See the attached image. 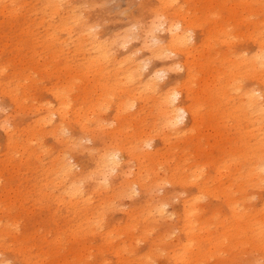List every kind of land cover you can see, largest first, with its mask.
Here are the masks:
<instances>
[{
	"label": "rangeland",
	"instance_id": "obj_1",
	"mask_svg": "<svg viewBox=\"0 0 264 264\" xmlns=\"http://www.w3.org/2000/svg\"><path fill=\"white\" fill-rule=\"evenodd\" d=\"M56 1L58 0H0V240L3 238V240L0 241V264H28L30 261L34 264H64L65 262L67 264V261L69 264H118V262H121L122 259L128 264H136V262L138 264V261L142 259L140 254L146 250L151 240L156 238L159 233L164 231L169 232L165 237V240L171 244L176 243L180 238H182L179 231L178 222L181 200L184 198V196L187 197V195L189 196L190 194L194 193L195 187L193 185H191L192 187L189 186L190 184H187L186 186V184L180 185V183L175 182L172 184L169 183V185L168 183H165L163 187L150 188L149 193H147L148 190H139L137 188L131 195V193L128 194L124 189L122 192H126L125 195L122 192H117L118 190L116 187L118 186L120 180L117 179L119 175L116 176V172H113L108 177L109 181L112 180L110 181L109 189H114L115 187L116 193L114 192L115 195H113L112 192H108V194H106L105 189V191L103 189L101 191L99 188H97L95 192V189L93 190V188H96L94 187V179L85 176L89 174L88 172L93 170L98 152H102L104 148H111V146H113V137L116 138V142L121 140L123 137L124 139H128L129 133L131 134L137 129V127L140 129L144 128L146 130V127L148 126L147 124H149V126L147 127L146 131H148V128L150 127L155 128L152 129L153 131H158L160 127L158 125L159 122L157 119H155V112L151 108L153 98L150 100L136 99L134 102L135 105L133 107H129V110L127 109L126 111H123L121 116L119 115L118 119L115 115L116 112L113 101L108 102L107 105L106 103L100 105L101 108H97L95 114L90 115L92 121L88 124L91 131L86 132L87 135L84 134L85 132L80 130L71 114L63 123L65 125L64 128L60 130L63 134L60 133L59 130L56 132H51L50 130L51 128L54 129V126L48 123L45 124L46 126L40 125V118L46 114L47 109L50 107H56V101L53 96L54 90L61 91L62 93L68 95L70 100H74L73 104L75 108L77 105H81L86 108V102H88L90 99H95V96H98L100 93L98 85H101L102 82L107 83L108 81L105 79L106 77H103V74H99V72H93L92 70L89 72H85V70H83V72H85L84 75H76V77L73 79V84L70 86L65 81H63V75L67 76L69 73L75 75L74 70L76 68V64L85 62V58H87V51H89V49L92 47L89 44V41H87L85 45L78 44L77 38L81 32V27L91 26V32L98 33L100 41H102V43L110 49L111 55L115 56L117 59L129 56L136 64L138 63L146 65L144 68L145 70L143 69L146 74L142 72L143 82H145L144 80L147 79V73L150 70L164 71L163 68L170 67L172 64L175 65L178 61L183 62L185 57L184 55L179 54H170L169 56L162 55L165 59L163 61L162 56L152 57L150 54L151 48L153 49L156 47L154 44L155 40H151L150 38L151 34L160 37L162 41L165 40V32L162 29L164 27L163 21L165 20V17L163 15L156 16L152 11L153 7H158V0H62L59 2V9L53 7ZM173 5L174 7H177L178 10H180L182 16L185 15L187 20L193 24L191 32L193 31L192 34L194 38L190 42L189 47L194 51L197 49L195 52H193V55H195V58L193 59L194 63L202 68V65H206L207 61L210 62L209 69H205V67H208L206 65L204 66V71L200 70L202 73L199 75L200 80H208L214 72L213 68H217L219 71H222L224 74H226V69L222 67V62L227 65L226 62L228 60L249 58L250 55L255 53L254 51H257L258 42L255 37L258 36L257 32H261L260 30H262L264 33V0H173ZM73 16L79 17L81 22L80 25L71 21V19L70 21L68 20ZM152 21L154 23L152 24L153 27L151 31L146 32L151 26ZM219 29H223V31L227 33L228 37H226L227 35L225 36L224 34H219L220 39L222 37V39L224 38L225 41H223L224 39L220 40L218 36V38L212 40L213 43L210 42L212 43L211 45H201L210 32L215 33ZM248 34H251V36ZM121 36L123 38H121ZM217 39L219 41H216ZM145 40L146 42H144ZM226 40H230V42ZM232 41H236V43H233ZM121 42H123L124 46L121 45ZM236 53L238 55H236ZM148 58L151 59L149 60ZM109 67L111 68L112 66L110 65ZM162 75L163 77L161 79L165 81L161 79L159 81L157 80L158 83L160 82L159 85L161 86V89L166 87L168 84H179L180 81L184 79V70L177 67L174 70L168 72L164 71ZM243 78L245 81H243ZM238 80H241L243 87L259 86L250 74H246L245 77L240 76ZM217 82L220 81L218 80ZM136 84L138 83H134V86ZM192 85L195 89H200L199 85L196 83H193ZM82 87H85L87 90H89L88 97L85 100L82 99L80 93ZM115 93H117V91ZM144 95H146L145 91ZM110 97L109 99L111 100L112 97ZM137 103L139 107L137 106ZM183 103H185V98ZM188 103H190V101H187L185 104ZM141 104L142 106L146 104L147 106L145 105L144 107H148L150 110L147 111L146 109L148 108H141ZM104 106H106V108ZM142 110L144 111L142 112ZM149 111H152L154 114H149ZM147 112L151 117L147 114ZM203 113L205 117L203 123L200 125V127H198V129L194 130V132L192 130L187 131L185 134L186 136L184 135L186 138L184 136H181L182 138H178L174 135L170 136L169 143L171 142L173 145L174 143L178 144H175L176 148H170L171 146L169 144L168 146L167 143L162 142L161 136L157 134V132L154 133L150 129L151 134L154 133L152 138L154 143H152V147H150L151 149H148H159L161 153L164 152L165 154L163 153L164 156L162 155V157H165L166 159L161 158V161L167 160L170 157L168 161L164 162V164H166H163V167L173 164L174 161H187L190 165L196 162H205L207 166V174L214 175L212 161L221 160V157L223 158L224 155L222 153V149H228V142H226L225 136H227V134H234L235 129L232 126V120L225 121V126L222 127L220 125L221 128H219L216 122H209L210 120L207 119L209 117L208 110H204ZM146 115L148 118H146ZM143 116L147 120L143 118ZM135 117H137V119H135ZM54 118L56 117L54 116ZM142 119H144L146 123ZM152 120L153 122L156 120L157 121L156 123L152 124ZM187 120L188 119H185V121H183L181 124L183 127H186V129H188L191 125L189 120L186 122ZM36 122L38 123L36 124ZM98 123L99 125H97ZM3 125L7 126L8 129H3ZM105 125L108 126L106 127ZM122 125L126 127L123 128ZM143 125H145V127ZM211 125H214L217 128L215 129V127ZM118 126L122 129L121 136L118 132H116L119 129ZM229 126L231 128H229ZM117 127L118 129H116ZM9 129L12 131V134H10ZM131 129L133 130L131 131ZM222 130L224 135L220 136L221 134H219L218 131L220 132ZM112 131L114 136L110 137V135H112ZM214 131H217V133ZM123 134H127V136ZM154 135H156V139L154 138ZM72 137H74L73 141L79 139V141L77 140L75 142L81 143L75 144L74 142L73 145ZM64 139L69 140L70 144L69 141H67V143L66 141L61 142ZM197 140H199V148H196L192 144V142H196ZM213 142H216L214 143L216 145H214ZM189 143L192 144L193 147ZM154 145H156L155 148ZM201 145H207L209 147L202 148ZM65 146L71 150L68 151V149H65ZM179 146H181V149ZM177 147L179 148L178 150ZM41 149L42 152H40ZM174 149H176L177 152L174 151ZM193 150L194 152H192ZM28 151H30V153ZM169 151H173V154H169ZM187 151H190V154ZM38 152L41 154H38ZM31 153L37 155L34 156V154L32 155ZM196 153L199 155L197 156ZM186 156H188L189 159ZM211 156L215 159H210ZM183 158L185 160H183ZM50 159H57L59 163H62V159H66L67 162L73 166L72 176H76V178H86H83V180L80 181L81 183H75L76 186L78 185L79 187L80 184L82 185L80 189L83 190L82 196L84 198L87 197L86 195L91 196L88 197L89 202L91 201V206L86 204V208L84 204V207L81 208V205V212H89L88 214L91 213L92 216H95V214L97 215L100 212V218H104H101L102 222H100L107 225H111L112 222L115 225L122 224V219L124 221L128 218L127 216L129 214L126 213H133L132 215L135 214V222H137V224L139 221H142L140 219L144 218V223L140 222V224H138L139 226L137 225L138 227H135V234L132 231V234H134H131L132 239H130L129 236L126 237L124 234L123 237L122 235L114 234V239L116 238V241H114L115 243L117 242L122 244V239L125 241L122 245L125 244L129 247V244L131 243V247L128 248L125 246V250L127 249L129 251L126 250L127 252L125 251L121 255L122 258H118L114 254L113 248L110 246H107L106 248V244H101L102 241L99 233L103 230L97 231L94 233V235H89L88 232V234L84 236L85 238L78 237V240L72 237L71 232L66 231L65 233H57L59 230H65L70 223L76 222V220H78V215L73 213L74 211L72 210L74 207L71 209V206L68 204H65L63 201H61L60 204V202L57 200V195L59 196L60 194L59 197L62 196L67 202V196H64L66 194L63 192V188L64 186H67V184L63 185V182H61V186L58 185L59 183L57 184V181L60 182L62 180L58 174L59 172H56V169H53L54 171L52 170L53 172H56H52L53 174L51 173V170H48L49 168L51 169L50 161H53ZM170 159L172 162L169 161ZM133 163L134 161L131 162L130 160L124 169L131 168L134 170L135 163ZM161 169L160 171H162ZM55 174L58 175V178L55 177ZM52 179H54L55 182ZM223 179L225 180L226 178ZM112 183H116V186ZM253 189H250V192H252L255 197V200H252L254 203H259L260 198L264 195V191L261 188ZM127 194L130 195V197L127 196ZM139 194L141 196H139ZM42 195L47 196L42 197ZM53 195L56 196V199ZM107 195H109L108 197H111L108 198ZM115 196H117L116 199L114 198ZM118 196H120V198H118ZM100 197L102 199L104 197L105 199L108 198V201L106 200L107 204L104 203ZM205 197L206 195L202 199L201 203L204 202L205 204L208 203L211 205L218 203L216 198H212L210 196H207L208 198ZM92 198L94 201L91 200ZM22 199H25L26 202L25 200L22 201ZM114 199L117 202L114 201ZM62 202L65 205H63ZM115 203L118 204L116 205ZM156 203H165L163 205L164 215L159 218L158 216L151 218L152 216H148L149 211L154 206H157ZM110 205L112 206L110 207ZM108 206L110 209L112 208L114 210L111 211ZM115 206L116 208L118 207L117 210H115ZM141 206L144 208L143 213V208ZM88 207L90 208L88 209ZM96 207L99 209L97 210ZM9 209L11 210L8 213ZM94 209H96V212L93 211ZM130 210L131 212H129ZM70 211L74 214V216H72L73 214H71ZM113 211L114 213H112ZM107 212H110L111 214H108ZM145 212H147L148 215H146ZM91 214L89 216H91ZM138 215H142V218ZM141 224L143 225V228L148 226V232H150L149 234L148 232H142L143 228L141 227ZM7 227L13 231L11 232L9 229H7ZM56 235H59V237L61 236L62 238L60 240L61 244L59 242L58 247L56 246L58 243L53 245L51 244V241ZM139 235L143 238L141 239ZM117 240H119L121 243ZM142 243L143 245H141ZM158 245L160 248L151 255L150 261L148 260V262H145L146 264H167L164 252H161L160 254V251L165 246L163 243H159ZM169 247L171 246H166L165 248L169 250ZM131 248L133 250H130ZM49 251L52 252L50 253ZM45 255L46 258H44ZM256 258L258 259V256L254 255V261ZM62 260L63 263H60ZM145 263L143 262L142 264Z\"/></svg>",
	"mask_w": 264,
	"mask_h": 264
},
{
	"label": "bare ground",
	"instance_id": "obj_2",
	"mask_svg": "<svg viewBox=\"0 0 264 264\" xmlns=\"http://www.w3.org/2000/svg\"><path fill=\"white\" fill-rule=\"evenodd\" d=\"M61 1L62 0L56 1L53 7L56 9H59V2ZM158 2H159L158 7L157 8L153 7L152 11L155 13L156 16L163 15L165 17V20L163 21L164 27L162 28L163 31L165 32V36H164L165 40L162 41L160 37L154 34H151L150 38L151 40L152 39L155 40L154 44L156 45V47L153 49L151 48L150 54L152 57H159L162 55L169 56L170 54L184 55L185 60L183 62L178 61L176 62L175 65L172 64L173 66L170 65V67L163 68L165 72L174 70L177 67L184 70V79H182V81H180L179 84H168L166 87L161 89L160 88L161 86L159 85L160 82L158 83L157 80L159 81L163 77L162 73L164 71L163 70H150L147 73V79L144 80L145 82H143L142 72L145 73L143 69L145 68L146 65H142L138 63L136 64L129 56H126L121 59H117L115 56L111 55L110 49L107 48L105 44L102 43V41H100L98 33L91 32V29H92L91 26L81 27L80 29L81 32L79 33L78 38H77L78 44L85 45V43L89 41V44L92 47L89 49V51H87V55H86L87 58H85V62L76 64V68L74 70L75 75H73L72 73H69L67 76L63 75L64 76L63 81H65L70 86L71 84H73V79L76 77V75L77 76H79L78 74L84 75L86 71L89 72L90 70H92L93 72H99V74H103V77H106L105 79H107L108 81L107 83L102 82L101 83L102 86L100 84L98 85V88L100 89V93L98 94V96H95L96 97L95 99H90L88 102H86V105H87L86 108H84L81 105L79 106L77 105V107L75 108L73 104L74 100H70L69 96L62 93L61 91L54 90L53 96L56 101V107H50L49 109H47V112L43 117L41 118L39 117L41 120L40 125L43 126L48 123L54 126V129L51 128L50 130L51 132L52 131L56 132L58 130L60 131L65 126L63 123L71 114L72 118L74 119L75 123H77L80 130L85 132L84 134H86V132L91 131L89 124H88L89 122L92 121L90 115H94L97 108H101L100 105H103L105 103L107 105L108 102L113 101L115 112H116L115 115H116V118L118 119L119 115L121 116L123 111H126L129 107H133L135 105L134 102L136 99H139V100L149 99L150 100L153 98L152 100L153 103L151 105L152 106L151 108L155 112V119H157L159 122V124L157 123L160 126L158 131H155V130L153 131L152 129L154 127L152 128L150 127L148 128L149 130L146 131L147 127L149 126V124H147L148 126L146 127V130L144 128H141V129L138 127L137 129L135 128L136 130H134L131 134L129 133L128 135L129 138L127 137L128 139H124V137L122 136L123 138L119 140L118 142H116L115 140L116 138L113 137L114 139L113 146H111V148L109 147L104 148L102 152H98L93 170L92 171L89 170L90 171L88 172L89 174L85 176V177H91L92 179H94V187L96 188H93V190L95 189V192H96V189L99 188L101 191L102 189L103 190L105 189L106 191L105 190L104 191L106 194H108V192L109 193L112 192L113 195H115L114 192L116 193L115 187L114 189H111V188L109 189L110 181L112 180L109 181V178H108L109 175H111V173L113 172H116L115 173L116 176L119 175L117 179L120 181L118 183V186L116 187L118 190L117 191L118 193L122 192L125 189V191H127L128 194L131 193L132 195L135 192V189L137 188L139 190L141 189L146 190V191L148 190L147 193H149L150 192L149 189L152 187H163L165 183H168L169 185V183L172 184L174 182L180 183V185L186 184V186L187 184H190L189 186L193 185L195 187L194 193L190 194L189 196L186 194L187 197L184 196V198L181 200V208L178 214V222H179V231L181 233L182 238H180L176 243L172 242L173 244H171L165 240V237L168 235L169 232L164 231V232L159 233L156 238L151 240L146 250L140 254V256H142V259L138 261L139 259L136 258L138 259L137 260L138 264H142L143 262L144 263L148 262V260L150 261L151 255L160 248L158 245L159 243H163L165 247L171 246L169 247L170 248L169 250H167L164 247L160 251V254L161 252H164L167 264H264V195L262 194L263 196L260 198L259 203H254L252 199L255 200V197L252 194V192H250V189H253V188L254 189L261 188L264 191V52H263L264 33L262 30H260L261 32H257L258 36L255 38L257 39V42H258L257 44L258 49L257 51H254L255 53L250 55L249 58H242L239 60L238 59L228 60L226 62L227 65L224 62H222L221 64H222V67L226 69V74H224L222 71H219L217 68H213L214 72L208 80H205V79L200 80L199 75L202 74L200 70L204 71L206 68L209 69L210 62L207 61L206 65L208 67H205L204 69V66L206 65H202V68H201L198 65H196V63H194L193 61V59L195 58V55H193L194 54L193 52L197 50L196 49L194 51L192 50V48L189 47L190 42L194 38L192 34L193 31L191 32V28L193 27L192 26L193 24L189 20H187L185 15L184 16L181 15L180 10H178L177 7H174L173 0H158ZM70 19L71 21L76 22L78 25L81 24L79 17L73 16L69 18L68 20L70 21ZM153 23L154 22L152 21L151 26L146 32L151 31L153 27L152 26ZM83 32H85L86 34ZM219 34L220 35L224 34L225 36L227 35V33L223 31V29H219L215 33L210 32L207 35V38L205 39V41L203 40L204 42L203 44L201 43V45H204V44L211 45L213 43L212 40L218 38ZM248 35L251 36V34H248ZM226 37H228V35ZM121 38L123 37L121 36ZM219 39H220V36H219ZM230 40H226V41L230 42ZM216 41H219V40L217 39ZM223 41H225V39ZM144 42H146V40ZM233 43H236V41ZM121 45L124 46L123 42H121ZM236 55L238 54L236 53ZM162 60L163 61L165 60L164 57ZM110 65L112 66L111 68L109 67ZM83 70H85V72H83ZM246 74L252 75V78L258 83L259 86L258 87H243L241 80L239 81L238 79L240 76L245 77ZM164 76H165V73H164ZM218 80L220 82H217ZM243 81H245L244 78H243ZM134 83H138V84L134 86ZM193 83H196L197 85H199L200 89H195L194 86L192 85ZM116 91L117 93H115ZM144 91L146 95H144ZM80 93H81L82 99L85 100L88 97L89 90H87L85 87H82ZM136 96L140 98H137ZM109 97L111 98V100L109 99ZM142 97H145V98H142ZM184 98H185V103H187V101H190V103L188 104L183 103ZM145 101L143 102L146 103ZM137 106H138V103H137ZM144 106H142L141 108H145ZM104 107L106 108V106ZM146 110L148 111L150 109L148 108ZM146 110H145V113H146ZM204 110H208L209 112V117L207 118L208 120H210L209 122H214V123L216 122L217 126L221 128V126L222 127L225 126L226 124L225 121L232 120L233 121L232 126L235 129L234 134H227V136H225L226 142H228V146H227L228 149L227 148L226 150L225 148L222 149V153L224 155V156L222 155L223 158L221 157L220 158L221 160H216V161L211 160L213 162L212 166L214 168V175L207 174L208 173L207 168H206L207 166L204 161H203L204 163L196 162V163H192V165H190L189 162L187 161H183V162L174 161L173 164H169L166 167H163L166 164V163L164 164V162L168 161L170 157L168 158V154H167L168 159L161 161V158H163L162 155L164 152L161 153L159 149L149 150L151 149L150 147H152V143H154L152 141L153 134L157 132V134L161 136L162 142L167 143V145L169 144L171 146L170 148L172 147L174 148L178 144L174 143L173 145L171 142L169 143L170 136L174 135L180 138L181 136L183 137L187 131L192 130L194 132V130L198 129V127H200V125L203 123L205 119L204 113H203ZM143 111L144 110H142V112ZM152 111L151 112L149 111L150 112L149 114L153 113ZM98 113H101V112H98ZM54 116L56 118H54ZM143 118L145 117L143 116ZM146 118H148L147 115H146ZM135 119H137V117H135ZM185 119H188L189 123L191 124L188 129H186V127H183L181 125L182 122L185 121ZM142 120L144 121V119ZM188 120L186 122H188ZM156 121L153 122L152 120L153 122L152 124L156 123ZM37 123L38 122H36V124ZM97 125H99V123ZM122 126L123 128L126 127L124 125ZM143 126L145 127V125ZM211 126H214V125H211ZM118 127L116 129H118ZM216 128L217 127H215V129ZM229 128L231 127L229 126ZM3 129L7 130L8 127L3 125ZM150 129L154 132L153 134H151ZM132 130L133 129H131V131ZM126 131H123V132H126ZM9 132L10 134H12V131L10 129H9ZM116 132H118L120 136L122 135V129L120 127ZM214 132L217 133V131H214ZM60 133L62 132L60 131ZM218 133L221 134L220 136L224 135L223 130L220 132L218 131ZM50 134H54V133H50ZM111 134L112 135H110V137L114 136L113 131ZM125 136H127V134ZM155 136L156 135H154V138ZM73 138L74 137H72V141H73ZM218 139H221V138H218ZM69 140L64 139L61 142L66 141L67 143V141ZM77 140L79 141V139ZM180 140H183V139H180ZM70 141H69V144H70ZM75 141L72 142L73 145ZM79 143L81 142H77V143L75 142V144H79ZM214 143L216 142H213V144ZM192 144L196 148H199V140H197L196 142H192ZM155 146L156 145H154V148ZM179 147L181 149V146ZM203 147L207 148L209 146L206 145V146H202V148ZM65 149H68V147L65 146ZM178 149L179 148L177 147V150ZM31 150L34 151L33 149ZM70 150L68 149V151ZM174 151H176V149H174ZM28 152L30 153V151ZM40 152H42V149ZM40 152H38V154H41ZM172 152H170L169 154H171ZM192 152H194V150ZM43 153H44V149H43ZM183 154H184V151H183ZM36 155L37 154H34V156ZM198 155L199 154H197V156ZM34 156H33V159H34ZM188 156L186 157L188 158ZM212 156L210 159H215ZM193 157H194V154H193ZM184 158L183 160H185ZM190 158H191V155H190ZM50 160H53V159H50ZM130 160L131 162L134 161L135 169L134 170L131 168L124 169V167L127 166V163ZM169 161L172 162L171 159ZM52 162L50 161L51 169L49 168L48 170H51V173H52L54 171L53 169H56V172H59L58 174L62 180V181L59 180L60 182L57 181V184L59 183L58 185L60 186H61V182H63L62 183L63 185L67 184V186H64L63 188V192L64 194H66L64 196H67V202L66 200L63 199L62 196L59 197L60 194L59 196L57 195V200L60 202V204H61V201H63L65 204H68L69 206H71V209L72 207H74L72 211H74L73 212L74 214L78 215V217L75 215L78 218L76 222L70 223L65 230H59L57 231V233L60 234V233H65L66 231H68V232H71V235L73 238L78 240V237L79 238L84 237L86 234H88V232H89V235L90 234L94 235V233H96L97 231L103 230L102 232L99 233L101 237V241H102L101 244H104V245L106 244V248L107 246H110L111 248H113L114 254L118 258H122L121 255L127 250V249L125 250V246L128 247V245H125V244L122 245L123 242H125L123 241V239L121 241L122 244H119L117 242L115 243L114 241H116L115 240L116 238L114 239V234L122 235V237L124 234L126 237L129 236L130 239H132L131 234L135 231V227H138L139 226L138 224H140V222H143L144 220V218L141 217L143 214L138 215L142 218L140 219L142 221H139L138 224L137 222H135L136 221L135 214L132 215L133 213L125 212L126 214H129V215L127 216L128 218L125 219L124 221L122 219V222H123L122 224L115 225L112 222L111 225H107V224L101 223L102 219L104 218L102 217H101L102 219L100 218L101 213L99 211H98L99 214L97 215L95 214V216H92L91 213H90L91 216H89L90 215L88 214L89 212L88 213L81 212V209H80L81 205H82L81 208L84 207L83 206L84 204H85V207L87 208L86 204H89V205L91 204L90 203L91 201L89 202V198H88L91 196H88L85 194L87 197L84 198L82 196L83 190L80 189L82 185L80 184V187H79L78 185L76 186L75 183H79L81 180H83V178L84 179L86 178L85 177L76 178V176L75 177L72 176L73 166H71L67 162L66 159H62V163H59L57 159H54ZM160 169L162 171H160ZM56 172H53V173H56ZM55 175L54 176L58 178L57 177L58 175L57 174ZM72 177H74L75 179ZM223 178H226V179L224 180ZM112 184L115 185L116 183L115 184L112 183ZM55 186H56V183H55ZM128 194L127 196L130 197V195ZM91 195H92V192H91ZM205 195L206 197L210 196L212 198H216L218 200V203L215 205H211L208 203L205 204L204 202L201 203ZM45 196L47 195H44V196L42 195V197H45ZM108 196L109 195H107V197ZM139 196L141 195L139 194ZM116 197L117 196H115L114 198L116 199ZM54 198L56 199V196H54ZM93 198L91 199L92 201H94ZM108 198L105 199L104 197L103 198L104 200H103L100 197V199H102L104 203H106V200L108 201ZM118 198H120V196H118ZM115 199L114 201H116ZM23 200L25 199H22V201ZM209 203H210V198H209ZM164 204L158 203L157 206H154L153 208H151V210L149 211V215L147 214V212H145L146 215L152 216L151 218H155L156 216H158V218L162 217L164 215V209H163ZM112 205H110V207ZM110 207L108 206L109 209ZM89 208L90 207H88V209ZM117 208L115 210H117ZM96 209H94L93 211L96 212L95 211ZM10 210L11 209H9L8 213L10 212ZM110 210L112 211L114 209L111 208ZM143 211H144V208L142 210V213ZM129 212H131V210ZM73 213L71 212V214ZM107 213L109 214L110 212H107ZM112 213H114V211ZM74 214L72 216H74ZM147 221L146 223L148 224L149 221L148 222ZM141 227L143 228V225ZM7 229L9 228L7 227ZM153 230H156V229H153ZM10 231L12 232L13 230H10ZM148 231H149L148 226H146L142 230L143 233H147ZM149 233L150 232H148V234ZM140 237L141 239L143 238L142 236ZM4 239H5V236H4ZM61 239H62L61 236L59 237V235H56L51 241V244L53 245L55 243H58L56 244V246L58 247ZM143 240H146V239H143ZM130 245L131 243L129 244V247H131ZM141 245H143V243ZM130 250H133V249L131 248ZM49 252L51 253L52 251H49ZM254 255L258 256V259L256 258L255 261H254ZM44 258H46V255ZM76 259H79V258H76ZM60 263H63V260L60 261ZM124 263L128 264L123 259L121 260V262H118V264H124ZM28 264H34V263L30 261V263ZM64 264H66V262ZM67 264H69L68 261H67Z\"/></svg>",
	"mask_w": 264,
	"mask_h": 264
}]
</instances>
